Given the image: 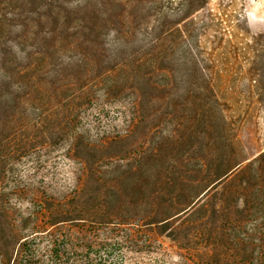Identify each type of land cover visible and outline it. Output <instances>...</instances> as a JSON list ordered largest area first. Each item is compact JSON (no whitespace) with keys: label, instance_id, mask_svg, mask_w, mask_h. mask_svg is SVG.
<instances>
[{"label":"rangeland","instance_id":"rangeland-1","mask_svg":"<svg viewBox=\"0 0 264 264\" xmlns=\"http://www.w3.org/2000/svg\"><path fill=\"white\" fill-rule=\"evenodd\" d=\"M262 152L264 0H0V264H264Z\"/></svg>","mask_w":264,"mask_h":264},{"label":"trees","instance_id":"trees-1","mask_svg":"<svg viewBox=\"0 0 264 264\" xmlns=\"http://www.w3.org/2000/svg\"><path fill=\"white\" fill-rule=\"evenodd\" d=\"M153 3H157L158 1H162V0H151ZM167 2L173 1V0H166ZM187 2L189 3L190 7H203V3H206L207 0H187ZM158 28V27H157ZM161 40H162V36H157L154 39V43H153V51L149 52L148 56L145 57L143 54V56L141 58L138 59V65L135 66V70L139 69L142 65H146V64H150L152 66V68L154 69L155 67L159 70V55L161 54L160 49H161ZM150 57V58H149ZM128 64H124V66H122L121 68H125L127 67ZM158 70H155L154 73H157ZM136 76V74H135ZM137 91L140 93L139 94V100L142 96H144V93L142 92V89L139 87L137 88ZM223 113V111H221ZM239 165V164H238ZM238 165H236L235 167H237ZM242 165H240L239 167H237V169L230 175L227 176V178L233 177L236 174H239L241 177H245L247 174L250 175L251 179H256L258 180V182H262L264 185V152H262L261 154L257 155L253 160H251L250 164H248L245 167H241ZM234 167V168H235ZM207 170V168L205 166H202L200 169H193V171H201V172H205ZM231 170H233V167H230L226 170H224L222 172V175H227ZM163 170H161L162 172ZM170 171V170H169ZM159 172V173H161ZM221 175V174H220ZM166 176L168 177V179H171V176L168 174H166ZM186 179L190 180V181H203L205 179H207L206 177H204L203 179H195V177L192 176H185ZM68 216H61V217H56V218H52L50 220V222H52V225H56L58 223H60L61 221H67ZM54 221V222H53ZM45 227V226H44ZM43 228V226H41L40 224H37L35 226V233H44L45 231L47 233H49L54 239L52 240L54 243H56L57 241H59L61 239V235L57 236L55 232L52 233V230L46 229V230H37ZM64 237V236H63ZM67 239H71L70 237H67ZM28 240L29 238H24V240L20 241V246H27L28 244ZM72 240V239H71ZM26 252V250H25ZM24 256V253H23ZM5 257V256H3ZM23 258V257H22ZM20 259L19 263L17 264H33L31 261L26 262L24 259ZM14 264H16V260L14 262ZM52 264H61L60 262H52ZM202 264H232L230 262H228V260L222 259V258H218V259H213L210 262H203Z\"/></svg>","mask_w":264,"mask_h":264}]
</instances>
